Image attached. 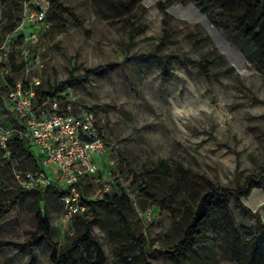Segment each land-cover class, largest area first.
<instances>
[{"label": "rangeland", "instance_id": "1", "mask_svg": "<svg viewBox=\"0 0 264 264\" xmlns=\"http://www.w3.org/2000/svg\"><path fill=\"white\" fill-rule=\"evenodd\" d=\"M46 1L67 8L68 15L35 26L27 42L10 43L12 58L20 56L25 44L30 76L41 81L40 90L53 93L60 111L67 109L73 116L92 112L110 146V176L103 180L108 189L85 186V198L96 202V216L92 237L77 253L79 263L143 264L115 211L98 201L123 194L130 197L124 212L133 234L143 236L147 252L157 250L146 256L149 264H254L242 230L257 233L255 215L264 223V178L243 196L248 212L233 197L226 200L233 220L228 228L206 225L201 243L180 254L166 253L183 236L188 214L205 192L236 188L264 169V69L256 66L249 50L218 29L230 48L213 38L194 12L186 10L195 7L193 2ZM21 15V0L0 3L1 31L12 29ZM201 61L208 62L207 74L198 65ZM7 72L4 80L16 81L23 68L9 64ZM1 83L0 121L11 125ZM30 166L28 160L0 158V212L9 208L0 213V240L23 242L34 229L36 195L25 193L15 177ZM41 197L51 239L62 248L71 242L78 223L58 220L62 207L52 188ZM219 205H213L218 218ZM90 216L89 211L83 217ZM231 226L241 233L234 250ZM11 250L0 252V264H18ZM37 262L48 264L44 255ZM22 264H34V258Z\"/></svg>", "mask_w": 264, "mask_h": 264}, {"label": "trees", "instance_id": "2", "mask_svg": "<svg viewBox=\"0 0 264 264\" xmlns=\"http://www.w3.org/2000/svg\"><path fill=\"white\" fill-rule=\"evenodd\" d=\"M24 0H21V7ZM29 1V0H26ZM4 0H0L3 3ZM183 4L193 2L195 7L199 9L201 13L206 15L213 25L229 40L230 42L246 47L252 55V59L255 61L256 66L259 69H264V0H181ZM64 15H68V9L62 7L59 4H55L51 1L46 15V19L61 20ZM20 19V18H19ZM19 21V20H18ZM163 44H161L162 46ZM160 49V47H159ZM30 58V55L28 56ZM171 60H178L176 56H172ZM10 65L17 66L14 63L12 54H10ZM24 64H18L19 67H23ZM203 73L208 72V62L201 61L198 63ZM7 85L1 84L2 88L8 93L9 89L14 86L15 81H6ZM40 86V85H39ZM36 87L35 106L37 108L38 115H46L52 109L53 104L57 105V101L54 100L53 93L40 90V87ZM62 89L61 86L56 87V91L59 92ZM56 92V93H57ZM61 100L62 98H59ZM4 107L8 111V116L11 119V125L20 126V121L15 114L10 110L7 102L4 103ZM59 114H71L67 109L65 111L57 110ZM5 123V122H4ZM95 125L96 121H95ZM99 135H103L102 127L98 128ZM105 143L107 144L106 140ZM108 148L110 146L107 144ZM7 149L10 151L9 155H6L5 149L0 148V158L11 162L18 159L21 163L24 160H28L31 164L30 168H22V172H36L41 170V165L36 156L34 150L23 139L14 138L13 141L8 144ZM29 170V171H27ZM264 178V169L256 175H249L245 182L236 188H212L210 191L205 192L194 204V210L189 213V223L184 230V234L181 239L172 246V252L180 254L187 247H192L194 244H199L203 241L204 233L206 232V225L215 228L224 229L228 228L227 222L233 224V220L230 215V210L225 204L229 197L234 198V202L237 207L248 212L245 208L241 198L246 196L254 184L259 183L260 179ZM93 178H89L84 182L83 195L85 196V186L87 183H93ZM52 188L54 195L59 200L60 190L55 186H48ZM99 189L102 187L99 185ZM45 189L37 188L35 190H27L25 193H33L36 195V210L34 215V229L28 232L27 238L23 242H15L12 240H0V250L4 248L17 249L20 252H24L29 260L34 258V248L39 240L46 239L51 247V262L50 264H80L77 258V253L80 250L82 244L86 243L89 237H92V227L95 224L96 209L93 200L85 198L84 201L88 204L91 216L88 219H84V215L78 216L71 221L78 223L75 227V234L71 239V242L64 247H58L51 239L52 227L48 217L40 208L41 194L45 192ZM129 195L116 194L112 197L104 195L100 202L111 207L121 223L124 226L125 235L128 242L136 247L140 253L143 264H149L146 261V256L153 257L157 250L147 252L144 249L142 243L143 236H135L132 232L128 218L124 212L126 203L129 202ZM215 203H219L220 206V218H218V211L213 207ZM224 205V206H223ZM218 208V207H217ZM9 208L1 210V216L8 212ZM257 226L259 230L254 234L251 230H242L245 234L244 237L248 239L249 243H244V247L253 256L254 264H264V223L261 218L255 215ZM232 237V250L237 249L238 242L241 240V233L235 227L231 226ZM95 242L97 240L94 238ZM239 252V251H237ZM244 259H246L244 257ZM253 264V262H252Z\"/></svg>", "mask_w": 264, "mask_h": 264}, {"label": "built area", "instance_id": "3", "mask_svg": "<svg viewBox=\"0 0 264 264\" xmlns=\"http://www.w3.org/2000/svg\"><path fill=\"white\" fill-rule=\"evenodd\" d=\"M46 0H24L22 15L16 25L2 32L0 40V81L7 85L4 75L10 63L9 46L18 41L27 42L33 36V27L42 24L48 13ZM1 19V17H0ZM29 51L22 45L20 56L14 55L15 64L23 65V75L16 80L7 93V104L20 121V126L8 125L0 121V148L7 149L14 138L23 139L34 150L41 165V170L17 174L16 180L25 190L45 189L55 186L60 190L61 212L58 220L71 221L89 211L84 201V182L93 178V183L107 190L105 181L110 176L111 162L106 160L110 153L103 135L95 125V116L89 110H82L79 115L59 114L53 104L46 115H38L35 106L36 87L41 81L30 76L28 64ZM35 64L41 61L35 57ZM92 134V136L90 135ZM105 161V163H104Z\"/></svg>", "mask_w": 264, "mask_h": 264}, {"label": "crops", "instance_id": "4", "mask_svg": "<svg viewBox=\"0 0 264 264\" xmlns=\"http://www.w3.org/2000/svg\"><path fill=\"white\" fill-rule=\"evenodd\" d=\"M34 28V27H33ZM5 249V248H4ZM13 255L17 258L19 261L18 264H22L24 261L27 260V255L24 252H18L16 249L11 248ZM3 249L0 250V252ZM41 255H44L46 261L48 264L51 262V247L46 239L42 238L38 241V243L35 245L34 248V264H38L37 260L41 257Z\"/></svg>", "mask_w": 264, "mask_h": 264}, {"label": "water", "instance_id": "5", "mask_svg": "<svg viewBox=\"0 0 264 264\" xmlns=\"http://www.w3.org/2000/svg\"><path fill=\"white\" fill-rule=\"evenodd\" d=\"M186 10L193 11L194 14L197 16L198 20L202 23V25L205 26L209 30L211 36L217 39L223 46H225V48H230L227 40L219 34L217 28L208 20L206 15H204L197 8L191 5L186 6ZM90 135L92 136V134ZM241 201L244 202L243 197L241 198Z\"/></svg>", "mask_w": 264, "mask_h": 264}]
</instances>
